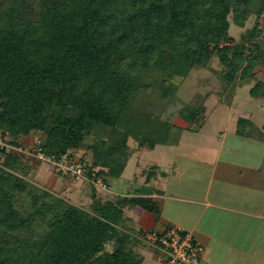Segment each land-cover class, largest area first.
Instances as JSON below:
<instances>
[{
  "label": "trees",
  "instance_id": "trees-1",
  "mask_svg": "<svg viewBox=\"0 0 264 264\" xmlns=\"http://www.w3.org/2000/svg\"><path fill=\"white\" fill-rule=\"evenodd\" d=\"M263 15L264 0H0V134L19 145L40 132L46 154L74 160L90 151L88 172L96 169L109 188L135 151L168 141L173 124L162 115L175 76L210 67L216 55L227 82L253 81L249 94L264 95V79H255V69L264 70L261 26L256 20L239 41L229 34L230 19L243 28ZM235 132L264 141V126L249 117L236 119ZM21 157L0 155V264L142 263L145 231L125 209L138 206L157 220L152 197L101 201L87 182V210L28 189L31 166ZM22 191L31 195L26 212L14 205Z\"/></svg>",
  "mask_w": 264,
  "mask_h": 264
},
{
  "label": "rangeland",
  "instance_id": "rangeland-1",
  "mask_svg": "<svg viewBox=\"0 0 264 264\" xmlns=\"http://www.w3.org/2000/svg\"><path fill=\"white\" fill-rule=\"evenodd\" d=\"M258 21L264 34V15L256 19L250 17L243 28L235 26L230 19L229 34L236 40H240V35L251 28L255 21ZM264 46V35L261 39ZM226 68L218 62L216 55L212 57L210 67H194L185 77L175 76L170 82L176 87L174 96L170 99L162 118L170 120L172 123L181 119V112H189L191 118H182L181 122L173 124L169 139L165 144H158L153 149H140L133 153L127 165L117 178H108L110 186L103 189L95 188V199L104 201L110 198V192H139L146 193L148 190H156L148 186L143 187V178L146 176L149 165L155 164L151 169L153 174L159 177L161 171H167L165 162H175L178 158L185 160L186 156L195 152H205L209 143H215L219 138L224 139L227 144L230 141H237L238 150L251 152L250 148H239L241 138L234 135L236 119L240 116L249 117L257 128L264 126V95L253 97L249 94V89L253 81L240 83L239 80L230 83L223 78ZM255 79H264L263 68H256ZM146 81V79H145ZM195 115V116H194ZM2 136V135H0ZM93 141V137L89 141ZM41 141L40 132H32L30 135L20 139L21 150H14L21 154L23 162L30 165V170L25 174V181L28 189L44 190L50 194L66 199L69 203L81 206L90 210L93 201L91 186L81 180H73L57 173L56 169L47 162L41 161L28 153ZM133 143L132 140H130ZM257 141H261L257 139ZM264 142V141H263ZM204 147H201V146ZM207 145V146H206ZM264 145V144H263ZM85 146V144H84ZM201 147V148H200ZM258 146L255 151H257ZM264 151V149L262 148ZM77 153L84 154V161L90 164V151L78 150ZM257 154V152L255 153ZM77 157V155L75 156ZM226 157V155H225ZM256 157V156H254ZM138 164V165H137ZM175 169V165L173 166ZM143 172V175H142ZM18 174L19 172L16 171ZM136 173L137 177H133ZM155 175V176H156ZM107 181V182H108ZM147 190V191H146ZM110 191V192H109ZM157 191V190H156ZM14 205L17 209L26 212L31 209V195L25 191L15 192ZM160 209V207H159ZM137 215L134 217L135 226H144L143 230H152L150 224L156 218L152 213L142 211L135 207ZM166 216V207H164ZM160 214L162 213L160 209ZM259 245H254L258 248ZM107 249L112 248V243L106 245ZM143 256L141 264H166L167 255L158 253L149 244L139 248ZM160 257V259H158ZM201 264V263H200Z\"/></svg>",
  "mask_w": 264,
  "mask_h": 264
},
{
  "label": "crops",
  "instance_id": "crops-1",
  "mask_svg": "<svg viewBox=\"0 0 264 264\" xmlns=\"http://www.w3.org/2000/svg\"><path fill=\"white\" fill-rule=\"evenodd\" d=\"M233 132L243 138L235 129ZM245 138L239 148L253 149L250 153L238 150L237 141L227 144L219 138L206 145L205 152H195L184 161L178 158L173 164L165 162L167 171H161L159 177L150 168L156 165H149L151 174L142 183L157 191L112 190L109 194L152 197L162 213L150 228L175 225L190 231L203 246L201 264H264V142ZM135 207L125 209L134 226Z\"/></svg>",
  "mask_w": 264,
  "mask_h": 264
},
{
  "label": "built area",
  "instance_id": "built-area-1",
  "mask_svg": "<svg viewBox=\"0 0 264 264\" xmlns=\"http://www.w3.org/2000/svg\"><path fill=\"white\" fill-rule=\"evenodd\" d=\"M21 150L18 145L10 143L6 137L0 136V155L10 151ZM37 159L50 163L64 177L81 180L93 184L97 189L105 188L103 178L96 175V169L88 172L85 161L74 160L69 152L54 155L46 154L40 145L27 151ZM145 245L149 244L158 253L167 255L166 264H200L203 246L195 240L190 231L171 225L154 228L143 234ZM160 259V257L158 258Z\"/></svg>",
  "mask_w": 264,
  "mask_h": 264
}]
</instances>
